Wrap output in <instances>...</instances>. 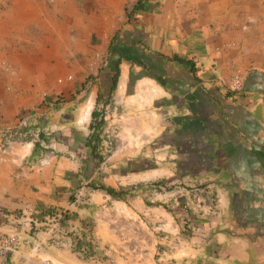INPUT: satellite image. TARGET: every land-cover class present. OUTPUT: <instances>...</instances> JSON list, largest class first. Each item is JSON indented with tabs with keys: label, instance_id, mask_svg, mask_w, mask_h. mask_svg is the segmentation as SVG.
<instances>
[{
	"label": "crops",
	"instance_id": "1",
	"mask_svg": "<svg viewBox=\"0 0 264 264\" xmlns=\"http://www.w3.org/2000/svg\"><path fill=\"white\" fill-rule=\"evenodd\" d=\"M80 49L102 59L91 81ZM100 108L101 155L113 126L143 142L105 164L86 146ZM16 130L0 235L25 211L73 242L34 227L7 264L33 247L53 264H264V0H0V144Z\"/></svg>",
	"mask_w": 264,
	"mask_h": 264
},
{
	"label": "built area",
	"instance_id": "2",
	"mask_svg": "<svg viewBox=\"0 0 264 264\" xmlns=\"http://www.w3.org/2000/svg\"><path fill=\"white\" fill-rule=\"evenodd\" d=\"M243 87V77L240 71H235L230 78L229 88L234 93H239ZM27 126V121L23 120L20 124V127L24 128ZM20 130V129H18ZM7 132L1 135L3 138L2 143L0 144V149L2 151H7L15 143H23L25 139V133L21 131ZM47 131H52L51 129H46ZM45 130V131H46ZM41 130H36L32 134L31 142L33 144L40 142ZM50 153H45L39 161V166L44 167L50 163ZM113 157V154L105 159L104 164ZM87 183H85V186ZM84 186V187H85ZM82 191L83 188H80ZM93 191H90V193ZM81 193L78 192L80 197ZM31 212H23V214L16 215H5V221H8L11 225L16 226V232L14 235H0V264H7L8 256L11 254H19L24 244L26 232H30L32 228H43L47 241L56 246V247H70L73 242L70 236L68 237L65 233L64 228H61L60 217L56 214L46 215L43 218V221L40 222ZM27 237V234H26ZM28 238V237H27ZM38 247H33L31 254L28 256H22V261L20 264H53L51 261L44 259L39 261L36 255ZM25 257V258H24Z\"/></svg>",
	"mask_w": 264,
	"mask_h": 264
},
{
	"label": "rangeland",
	"instance_id": "3",
	"mask_svg": "<svg viewBox=\"0 0 264 264\" xmlns=\"http://www.w3.org/2000/svg\"><path fill=\"white\" fill-rule=\"evenodd\" d=\"M74 32L75 31H71L70 35L76 36L74 34ZM48 47H49V50L51 51V47L50 46H48ZM73 48H75V47H73ZM86 56L87 55H84L82 49H80L79 60H80L81 64H84L85 70L87 72H89V74H87L88 76L86 77V80L91 81L92 78L96 77L97 71L100 69V66L102 64V62L100 61L102 59L100 56L99 57L96 56L95 59L92 58L91 61L89 63H87L86 62ZM87 58H88V56H87ZM98 112L100 114H102V116H105V110L103 108H100ZM113 127L114 128H112L110 130V132H108V134H107L108 137H106L107 140H106L104 150H103V156H105L106 158H108L112 154H113V156H115V157H112V159H114L118 156L120 157L121 155L130 154V153L134 152V150L137 146H140V144L143 143L141 141L133 140L129 136L130 134L127 133L128 131L123 130L119 126H113ZM112 159H110V160H112Z\"/></svg>",
	"mask_w": 264,
	"mask_h": 264
},
{
	"label": "trees",
	"instance_id": "4",
	"mask_svg": "<svg viewBox=\"0 0 264 264\" xmlns=\"http://www.w3.org/2000/svg\"><path fill=\"white\" fill-rule=\"evenodd\" d=\"M117 69V68H116ZM118 77V69L115 72V76L112 78V85L110 91L113 92L116 86ZM91 116L93 118V126H91V134H89L86 139V146L91 149L92 156L97 159L98 164H101L105 161L106 157L100 154V148L103 146L104 140L102 139L101 133L104 129V119L102 114L96 112V110L92 111ZM101 117V118H100ZM100 118L98 121L97 119ZM105 191L111 195H115L114 192L106 188Z\"/></svg>",
	"mask_w": 264,
	"mask_h": 264
}]
</instances>
